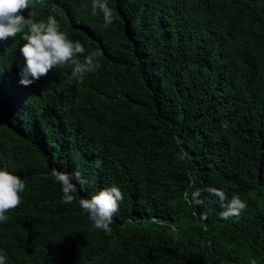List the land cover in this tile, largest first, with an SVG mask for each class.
Masks as SVG:
<instances>
[{
    "label": "trees",
    "instance_id": "trees-1",
    "mask_svg": "<svg viewBox=\"0 0 264 264\" xmlns=\"http://www.w3.org/2000/svg\"><path fill=\"white\" fill-rule=\"evenodd\" d=\"M91 3L29 6L99 62L82 82L67 65L25 87L23 39L0 42V167L26 184L7 264H264V0H108L110 25ZM77 169L90 184L64 204L52 173ZM112 185L105 233L78 201ZM208 187L246 209L221 219Z\"/></svg>",
    "mask_w": 264,
    "mask_h": 264
},
{
    "label": "clouds",
    "instance_id": "clouds-1",
    "mask_svg": "<svg viewBox=\"0 0 264 264\" xmlns=\"http://www.w3.org/2000/svg\"><path fill=\"white\" fill-rule=\"evenodd\" d=\"M31 0H0V42L15 38L19 34L24 43L19 51L24 58L20 70V84L27 87L46 76L56 68L71 65L72 76L77 81L100 65L92 55H85V46L79 40H73L58 24L54 16H48L46 21H37L35 14L29 10ZM92 15H102L105 25L113 23V10L108 0H92ZM28 11L27 17L24 14ZM83 57V60L80 59ZM101 167L98 160L95 164ZM54 182L60 185L62 202L72 204L78 190L87 191L89 178L79 169L74 172L57 171L52 173ZM26 190L25 181L20 175L8 168L0 167V224L9 220L8 212L22 203ZM209 197L215 198L222 211L220 218L227 221L239 217L247 204L239 196L227 197L222 189L208 187L202 190ZM201 190L191 193L190 201L194 205L204 203ZM188 196V193L185 194ZM124 200V193L117 185L104 188L89 198L78 201L80 209L88 216L92 227L105 233L111 232L114 216L118 213ZM0 264H7V257L0 251Z\"/></svg>",
    "mask_w": 264,
    "mask_h": 264
}]
</instances>
